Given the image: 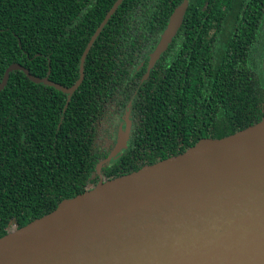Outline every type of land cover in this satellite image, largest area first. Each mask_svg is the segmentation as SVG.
Segmentation results:
<instances>
[{
  "label": "trees",
  "instance_id": "trees-1",
  "mask_svg": "<svg viewBox=\"0 0 264 264\" xmlns=\"http://www.w3.org/2000/svg\"><path fill=\"white\" fill-rule=\"evenodd\" d=\"M136 1L145 16L140 20L141 36L149 38L160 37L186 0H157L156 7L149 0H125L89 52L85 79L68 108V96L61 91L33 83L22 71L10 74L0 92V238L13 226L25 227L53 212L65 199L90 189L86 185L103 158L94 146L96 120L119 94L114 74L120 65L112 57L119 55L120 44L115 46L113 41L116 36H140L131 25L137 15ZM187 1L183 29L203 23L207 37L215 36L217 24L228 32L222 23L229 22L238 6L249 9L244 19L237 20L235 35L221 34L211 51L199 43L187 58L176 61L177 75L151 86L154 92L138 93L135 102H149L140 107L144 122L158 127L142 126L132 136L125 154L105 168L109 180L183 154L202 139H223L264 120L259 109L248 106L250 102L232 100L239 95V73L248 68L244 56L237 58L235 48H247L243 45L253 42L264 0ZM116 2L0 0V83L6 70L18 63L36 77L49 75L66 88L75 85L84 51ZM198 36L193 34L186 45L190 48ZM134 45L132 40L125 44L126 55H133ZM186 63L191 64L183 76ZM125 74L131 77L128 71Z\"/></svg>",
  "mask_w": 264,
  "mask_h": 264
},
{
  "label": "water",
  "instance_id": "water-1",
  "mask_svg": "<svg viewBox=\"0 0 264 264\" xmlns=\"http://www.w3.org/2000/svg\"><path fill=\"white\" fill-rule=\"evenodd\" d=\"M125 0H117L66 88L15 63L30 81L72 96L89 52ZM189 3L176 8L148 70L181 28ZM120 142L111 162L121 148ZM124 146V147H123ZM0 264H264V120L223 139H203L183 154L65 199L46 216L0 238Z\"/></svg>",
  "mask_w": 264,
  "mask_h": 264
},
{
  "label": "flooded vegetation",
  "instance_id": "flooded-vegetation-1",
  "mask_svg": "<svg viewBox=\"0 0 264 264\" xmlns=\"http://www.w3.org/2000/svg\"><path fill=\"white\" fill-rule=\"evenodd\" d=\"M149 3L155 4L156 7L157 0H149ZM139 7V2L136 1L135 10L137 15H135V21L133 20L131 25L135 24V31H139L140 33V29L143 26L141 21H144L145 16L142 15L143 13ZM248 9V7L241 8L238 6L229 17V22L222 23L221 27H226L229 29V31H221L219 24H217L215 27V36L213 37H207V33L202 32L204 26L203 23H192L191 25L188 24L186 28L183 29L185 24L184 18L183 24L178 30L176 36L173 38L172 43L169 44L168 49L161 55L151 70H148L151 54L161 42L164 31L159 35L160 37L154 36L143 38L141 33L139 34V37L135 38L123 39L122 36L114 37L113 44L115 46L117 43L120 44L119 55L117 53L118 56L112 57L117 61L118 65H120V69H118V72L114 74L118 76L116 78V82L117 93L119 94L118 97H116L113 101H110L105 105L103 113L96 120L94 146L99 151L98 155L103 158L97 164L96 170L94 171L93 176L89 179L86 188H93L101 182L109 181L111 177L107 174L105 168L112 165L113 163H116L118 157L125 154L126 150H128L130 147L132 136L138 132L142 126L146 127V125H148L151 129L158 127L153 123L146 121L144 122L140 107L149 104V102H135V98L138 93L143 92L146 94L147 91H151V86L160 84L161 81H164L168 78L167 76L177 75L176 61L182 58H187L188 52L193 48H197L199 43L206 44V46L209 48V51H211L215 46H218V43L221 40V34L224 36L226 34L235 35L240 25L237 20L241 18L244 19V11ZM154 17L158 20L157 15H154ZM94 19L95 18H93V21ZM259 19V27L254 33L255 36L253 42L243 45V47L247 48L239 49V46L235 48V54L237 55V58L240 59L244 56L243 60L246 61L245 65L248 68L239 73L242 80L241 85L238 88L239 95H233L232 100H236L241 103H244L245 100L246 102H250V105L248 106L259 109V113L261 112L264 118V7L260 8ZM120 22L121 19H119L118 23ZM245 22L250 25L249 22ZM168 24L166 25L165 29L167 28ZM157 25L158 23L155 21L154 26ZM179 32H181L180 38L177 37ZM193 34L200 36L191 41L192 46L189 48L186 43L193 38ZM131 40L135 42V45L131 48L133 51L132 56L126 55L129 49L125 47V44ZM200 56L202 55L200 54ZM132 64L135 65V68L132 67ZM190 64L191 63H186L181 69L183 76H185ZM127 71L131 75L130 78H127L128 76L125 74ZM151 92H154V90ZM132 93L133 96L130 97V94ZM240 106L242 107L244 105L241 104ZM166 132L169 133L168 129ZM160 136L156 137L160 138ZM120 142H123L125 147L123 146L124 148L120 149L118 154L113 157L111 162L104 164L101 172L98 173V166L107 160V158L112 156L118 145H120Z\"/></svg>",
  "mask_w": 264,
  "mask_h": 264
},
{
  "label": "rangeland",
  "instance_id": "rangeland-1",
  "mask_svg": "<svg viewBox=\"0 0 264 264\" xmlns=\"http://www.w3.org/2000/svg\"><path fill=\"white\" fill-rule=\"evenodd\" d=\"M11 229H15V226H13Z\"/></svg>",
  "mask_w": 264,
  "mask_h": 264
}]
</instances>
